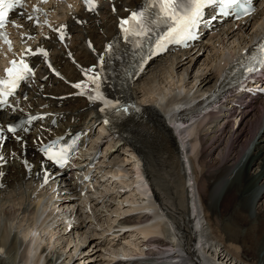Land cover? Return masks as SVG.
Listing matches in <instances>:
<instances>
[{"label": "bare ground", "instance_id": "1", "mask_svg": "<svg viewBox=\"0 0 264 264\" xmlns=\"http://www.w3.org/2000/svg\"><path fill=\"white\" fill-rule=\"evenodd\" d=\"M36 1L40 0L31 2ZM67 1L79 9L69 16L63 15L62 23L54 27L44 26L46 34L42 35L44 40L40 44H28L34 49L44 48L48 53L47 62L40 56L33 59V64L40 66L43 73L38 74V69L31 79L32 90L27 92L29 99H14L12 107H6L0 113V124L18 115L33 117L31 113H39V118L42 117L35 122L30 133L18 134L20 142L3 134L4 141L0 144V156L4 158L0 160V255L3 257L0 264H42V253L38 255L40 242L36 241L40 235H34L31 248L23 246L33 232L38 210L45 214L49 208L48 216L43 218L39 227L49 231L52 237L66 238L64 245L68 249L70 239L78 236L86 226H92V219L99 222L96 219L99 212L96 214L94 211L102 208L106 212L117 199L121 184L110 177L105 181L113 190L116 189L115 196L110 192L96 197H89L87 193L84 196V190L90 189L93 192L88 193L93 194L99 190L98 186H103L102 180L94 175L96 170L87 167L86 160L79 163L81 170L61 173L51 170L38 155V148L46 142L79 130L87 133L90 140L87 148L90 158L98 148L102 150L94 167L101 173L100 177L111 172L113 166L118 168L117 172H122L121 164L128 161V156L140 162L131 171L135 175H132L131 186L127 184L128 189L123 192L133 191L138 204L142 203L134 212L150 209L145 202L150 195L156 198L153 222L148 216L139 215L126 217L117 224L133 229L137 236L144 234L137 239L139 245L147 246L140 256L147 255L151 259L133 261L140 256L125 254L123 258L115 253L117 255L112 256L110 264H124L116 262V258L130 259L131 264H173L175 256L172 252L177 248H182L187 260L193 264H197L201 257L204 264H264V165L254 174L249 173L252 166L259 164L258 159L264 157V86L262 93L252 91L248 94L254 98L239 108L237 116L240 122L235 128L231 127L230 119L226 123L218 122L212 112L200 118L204 109L200 103L176 114L177 109L183 106H193L210 88L216 93L220 91V84L234 70L254 37L264 29V8L259 5L253 16L238 23L213 24L190 49L169 52L150 61L124 89L125 97L136 104L138 117L122 120L110 130L104 128L102 106L105 97H112L108 79L115 76L122 58L107 68L104 64V70L98 67V61L109 56L108 49L125 50L118 26L147 0H96L94 12L85 11L83 0ZM60 6L67 9L64 4ZM21 11L31 14L32 10L26 8L15 12L13 16L18 22ZM40 15L34 14L33 21H25V27L13 29L25 32L17 37L18 43L30 41L29 37L37 38L33 36L39 35L35 29L37 19L44 21ZM61 32L63 41L58 38ZM76 34L81 41L75 45ZM228 41L232 47L227 46ZM89 69L92 71L88 72ZM194 69L195 73L198 69L200 72L194 75ZM91 73H103L108 78L103 95L94 93L92 86L88 85ZM124 73L120 70L116 80L122 81ZM176 76L179 77L178 82L174 81ZM190 79L194 85H190ZM166 80L167 85L159 89V98L152 97V89ZM77 84L79 88L74 87ZM61 96L66 98L59 99ZM101 96L103 100L99 98ZM142 97H149V100L143 103ZM181 118H188V121L183 122ZM54 120L56 127L50 125ZM196 122L201 128L196 137L198 149L195 154L200 169L196 172L197 166H191L186 152L189 169L185 172L184 135L189 139L191 154L193 151L189 144L193 137L187 132ZM155 177L163 182V193L158 191V184L153 181ZM86 178L88 180L84 182ZM122 195L118 198L121 199ZM82 196L88 201H83L81 208L80 205L75 208ZM83 209H88L90 214L83 213ZM52 211L58 212V216L53 217L55 220L50 221H59L56 230L51 229L49 222L46 223ZM72 215L77 217V223L71 222ZM64 218H67V224L62 228ZM29 221L31 227L20 240L12 230L16 224ZM128 231L125 229L122 234L116 233L113 238L98 242L105 249L120 246L121 237L128 235ZM157 233L163 235V240H147ZM145 249L154 252H144ZM73 254H68L70 261L73 260L71 264L81 258H74ZM56 256L59 258L61 255L56 252ZM81 259L85 261L83 264L97 263H91L93 258Z\"/></svg>", "mask_w": 264, "mask_h": 264}, {"label": "rangeland", "instance_id": "2", "mask_svg": "<svg viewBox=\"0 0 264 264\" xmlns=\"http://www.w3.org/2000/svg\"><path fill=\"white\" fill-rule=\"evenodd\" d=\"M70 1L74 2L75 0H70ZM78 9H79V7H75V5H73L72 10H68V9H64L63 6L54 4L53 8H51V11H52L51 17H53V19H55V21H57L63 15L69 16V14L71 15L70 11H73L72 13H74ZM79 41H81V39L76 34V36L73 40V44L76 45ZM226 44H227V46L228 45L231 47L233 46V44L230 41H228V43H226ZM199 72H200V69H198V71H196V73H199ZM193 73H194V75L196 74L195 69H194ZM193 73L190 74L191 77L194 76ZM167 81L168 80H166L164 83H162V85H157L156 87H154L155 89L154 88L152 89V91H153L152 97L159 98V93L161 92L159 89L163 88L165 86V84L167 85ZM174 81L178 82L179 77L176 76L174 78ZM188 82H190V85H194V81L192 79H190ZM140 99L143 103H146L149 100V97H142ZM165 100H166V98H165ZM235 125L237 126L236 122H235V124L231 123V127L235 128ZM168 126H169V123H168ZM167 128H169V127H167ZM190 128L191 129H189V132H187V133H189V135H191V137H193V140L189 144L190 149L193 152L190 154L189 160H190L191 166L193 165L195 168L197 166V168H196L197 170L196 169L195 170H196V172H198L200 168H198V165H197L196 160H195V154L197 153V149H198V141L196 140V137H197V133L201 130V128H200L198 122H196V124H194ZM204 128L205 127H203L202 130ZM97 129H98V127H97ZM202 132H204V131H202ZM249 134L252 135L251 132ZM102 149H103V147H102ZM128 157H129V158H127L128 161L124 160L123 163L121 164V166L124 168V170L122 172H119V171L117 172L118 168L115 166L111 167L112 169H111V172H108L109 174L107 173V175H106V174L102 173V174H104L105 177H100L101 173H98L99 171L96 173L94 172V175L98 179L102 180L101 184L103 183V186H101V187L98 186V188H99L98 193H95L96 191L93 194L86 192V193H88L87 196H89V197L90 196L96 197V195L102 196V194H106V193L108 194V192L112 193L113 196H115L116 195V189L113 190V187L111 186V184L105 181L107 179V177H110V178L114 179L115 181H118L121 184V189L120 188L118 189L119 195H117V199L115 200V202H113L112 205H110L107 208L106 212L102 211L101 210L102 208L101 209L98 208L96 211H94L96 214L99 212L100 216L98 215L96 218L99 222L97 223V221H95L94 219H92L91 221L89 220L90 222H92V224H91L92 226H86L87 228L86 227H85V229L83 228L79 232L78 236H74L73 239H70L71 245L69 244L70 246L68 247V249L64 245L66 242V238H64V240H63V239H61V237H59V238L57 236L52 237L51 236L52 234L49 233V231L41 229V227H39L37 224L38 231H40L42 234L45 231V234H46V237H42L41 241L44 242V244H45V243H47V240H48V243H50V246L52 249L51 256L53 255V258L57 259L59 264H71L72 263L73 260L70 261L69 255H68L69 253H71V254L74 253L73 254L74 258H76L77 256H79L81 258L82 257L83 258L84 257L85 258H93L94 261L91 263L97 262L95 264H110V262L111 263L113 262L112 256L116 257V255H117L115 253H118L123 258H125L124 256H126L127 254L130 255L131 257H137V256L141 255L143 248L147 247L145 244H143V246H142V245H139L140 243L139 244L137 243V239L139 237H143L144 234L143 235L139 234V236H137L134 234L133 229L125 228V227L122 228L119 225H117L120 220H122V219L124 220V218L128 217L130 214H132L134 212L133 211L134 209H136V208L138 209V207H140L142 205V203L138 204L139 200H137V198L135 197V193L133 191L123 193L124 190L128 189L126 187L127 184H129V186H131L130 184H132L131 183L132 175L135 176L134 173H132L131 171L134 170L137 167V165L140 163L138 161L135 162L136 160L132 159V157H130V156H128ZM258 163H259L258 164L259 167H258V165L252 166V169L249 170V173L254 174L256 169H259L260 166L264 165V157L262 159L261 158L258 159ZM94 170H96V169L94 168ZM98 174H100V175L97 176ZM183 176H184V173H183ZM154 179H153V181L158 184V188H157L158 191L160 190V192L163 193L164 192L163 182H161L156 177ZM160 182H161V184H160ZM260 182L263 183V181H260ZM100 191H101V193H100ZM122 193H123V195H122ZM120 195H122L121 199L118 198V196H120ZM83 197L84 196L78 198L79 200H77V202L75 204V208H77V206H79V205L81 208L84 205L83 201H85V202L88 201L87 199H83ZM154 199H156V198H154ZM34 204H36V203H34ZM149 204H151V205H149ZM145 205L150 206L151 210H153L155 208V205H154V203L152 204V202H150V203L145 202ZM86 210H88V209H83V211H84L83 213L90 214V212L88 211L89 212L88 213ZM71 220L76 221L73 223L78 222L77 217H74V215H72ZM155 221H157V220L155 219ZM27 224H29V225L27 226ZM16 225L12 231H13V233H15L17 235V237L18 236L23 237L24 234L26 232H28L27 230L31 227L30 221L18 224V226H16ZM116 226H119V228H115ZM125 229L129 230L127 232L128 235L126 234V235L121 237V239H120L121 245L120 246H117V247L109 246V247H107V249H105V246L98 242L100 240H107V239L113 238L114 235H116V233H118L120 231L124 233ZM154 236H160V239L163 240L162 239L163 235L161 237V235L159 233H157V235L154 234ZM56 237H57V239H55ZM38 240L39 239H37L36 241H38ZM70 248H71V250H70ZM75 249H76V252H75ZM56 252H58L61 255L59 258H56L57 257ZM166 252H168V251H166ZM0 258H3V257L1 256ZM81 258H78L77 259L78 262H76L74 264L85 263V261Z\"/></svg>", "mask_w": 264, "mask_h": 264}, {"label": "snow or ice", "instance_id": "3", "mask_svg": "<svg viewBox=\"0 0 264 264\" xmlns=\"http://www.w3.org/2000/svg\"><path fill=\"white\" fill-rule=\"evenodd\" d=\"M27 2L28 0H0V41L8 45L9 51H11V41L3 31L5 27L23 28L25 27V21H33L34 14L39 11V9L33 6L31 14L27 11L19 12V22L9 16V13L16 9H25ZM40 2L47 3V0H40ZM83 3L85 11L94 12L96 10V0H83ZM246 3L247 0H147L143 11L133 12L130 19L121 20V28L126 34L140 35L148 30L150 24L160 23L168 25L167 34L163 39L184 38L190 35L189 30L200 21V17L206 6L218 4L221 11L227 14L229 9L235 10ZM149 10L153 11L150 12ZM77 22L79 23L80 21ZM125 25H129V27H124ZM32 26L34 27L35 24ZM57 31L61 30L58 29ZM58 38L63 41L64 34L61 32ZM26 52L29 56L40 55L46 58L48 55L43 48H38L36 51L26 50ZM45 62L47 61L45 60ZM91 71V69L88 70V72ZM33 75L34 69L29 66L25 57L22 56L19 61L14 59L9 61V67L5 68L4 75L0 76V110L12 107L10 98L15 97L21 84L28 81ZM92 83L96 84L95 77L92 78ZM74 87L79 88L80 85L77 84ZM96 87L98 89L99 85L96 84ZM99 98L103 100L102 96ZM0 131L3 130L0 129ZM8 132L15 133L16 129L9 126ZM2 141L3 137L0 136V144H2ZM49 151L51 150L49 149ZM3 159L0 156V160ZM48 159H53L54 163H58L61 166L64 163L62 156L54 159L50 155Z\"/></svg>", "mask_w": 264, "mask_h": 264}]
</instances>
